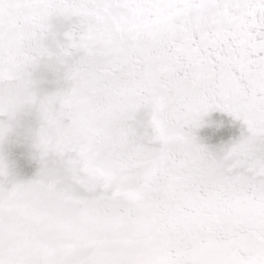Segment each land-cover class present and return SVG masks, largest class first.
I'll return each instance as SVG.
<instances>
[{
	"label": "snow or ice",
	"instance_id": "1",
	"mask_svg": "<svg viewBox=\"0 0 264 264\" xmlns=\"http://www.w3.org/2000/svg\"><path fill=\"white\" fill-rule=\"evenodd\" d=\"M0 264H264V0H0Z\"/></svg>",
	"mask_w": 264,
	"mask_h": 264
}]
</instances>
